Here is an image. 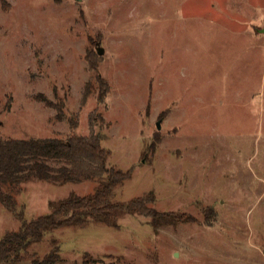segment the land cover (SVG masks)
<instances>
[{"label": "rangeland", "instance_id": "obj_1", "mask_svg": "<svg viewBox=\"0 0 264 264\" xmlns=\"http://www.w3.org/2000/svg\"><path fill=\"white\" fill-rule=\"evenodd\" d=\"M263 28L264 0H0V137L89 136L93 124L108 167L132 170L114 203L152 193L151 208L194 219L59 229L31 255L59 246L56 264H264ZM97 186L29 182L16 211L30 222ZM20 227L0 205L1 236Z\"/></svg>", "mask_w": 264, "mask_h": 264}, {"label": "trees", "instance_id": "obj_2", "mask_svg": "<svg viewBox=\"0 0 264 264\" xmlns=\"http://www.w3.org/2000/svg\"><path fill=\"white\" fill-rule=\"evenodd\" d=\"M99 54V53H98ZM95 70L96 67H93ZM100 83L99 101L104 102L110 88L104 80ZM91 89L84 93L82 104L87 102ZM48 108L57 111L56 119H67L64 104L61 106L43 94L36 97ZM78 127V115L69 121ZM102 136L95 134L91 124L89 136L73 135L67 139H2L0 137V205L21 220L18 231L6 233L0 239V264H56L61 261L57 246L42 259L31 255L30 249L42 243L48 233L65 228H83L90 223L119 229L118 220L124 215H142L151 219L153 229L162 226L191 222L174 213H161L151 208L155 197L151 194L129 202L114 203L118 187L132 178V170L108 167L111 152L102 146ZM44 182L63 186L83 182H98L96 191L84 197L72 194L68 198L49 203L50 213L27 222L23 213L16 211L15 194L21 185ZM56 240L52 241L55 244Z\"/></svg>", "mask_w": 264, "mask_h": 264}, {"label": "water", "instance_id": "obj_3", "mask_svg": "<svg viewBox=\"0 0 264 264\" xmlns=\"http://www.w3.org/2000/svg\"><path fill=\"white\" fill-rule=\"evenodd\" d=\"M260 32L264 34V28H263V29H261V30H260ZM98 53H99L100 55H102V54H103V52H102V51H100V50L98 51ZM157 126H158V129H160V124H158Z\"/></svg>", "mask_w": 264, "mask_h": 264}, {"label": "crops", "instance_id": "obj_4", "mask_svg": "<svg viewBox=\"0 0 264 264\" xmlns=\"http://www.w3.org/2000/svg\"><path fill=\"white\" fill-rule=\"evenodd\" d=\"M2 238L1 234H0V239Z\"/></svg>", "mask_w": 264, "mask_h": 264}]
</instances>
